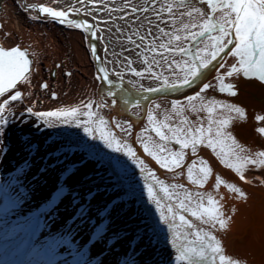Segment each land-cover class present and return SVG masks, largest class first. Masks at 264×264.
Listing matches in <instances>:
<instances>
[{"label":"bare ground","instance_id":"bare-ground-1","mask_svg":"<svg viewBox=\"0 0 264 264\" xmlns=\"http://www.w3.org/2000/svg\"><path fill=\"white\" fill-rule=\"evenodd\" d=\"M170 2L0 0V47H19L30 61L29 82L17 86L23 99L12 102L6 116L7 123H14L12 126L7 124L0 137L4 148L0 152V221H6L14 233L17 228L11 226V220L18 219L22 223L31 216L32 223L36 221L34 215L38 217L34 226L37 243L28 240L24 230L16 233L24 239L22 254L20 257L18 251L14 254V264H157L144 240L140 239L144 228L152 235L150 240L160 244L165 251L179 255L172 242L171 230L160 222L156 205L149 201L144 174L123 152L113 151L115 144L108 147L101 135L110 133L117 139H126L139 160H143L165 184L183 183L186 188L197 190L187 183L186 174L176 180L172 173L156 164L144 153L143 145L137 139L146 127H153L148 120L150 112L158 120L172 116L180 111L179 108L172 109V104L187 106V97L194 95L198 90L196 85L201 84L198 79L193 87L177 91L167 90L163 84L164 80L179 82L184 76L174 62L181 61V56L173 57L159 47L162 43L167 45V37L156 39L162 36L160 28L172 31V26L161 22L162 19L170 20L164 8L165 3ZM41 6L64 11L68 19L92 27L85 30L58 23L47 14L41 15L38 11ZM90 32L95 33V38ZM185 46L191 47L190 42L185 41ZM153 47L156 53H153ZM161 52L163 56L159 54ZM165 57L168 63H165ZM185 59L192 58L187 56ZM225 61L224 68L208 73L206 82L216 87L209 88L204 95L241 107L245 119L234 120L230 131L250 151L264 150V136L258 132L264 121L256 119L258 115H264V81L234 74L226 77L225 83H232L237 95L221 92L216 77L236 63V58L229 55ZM101 68L103 73L99 71ZM136 72L141 75H135ZM103 76L108 80L98 78ZM44 84L48 87L43 88ZM144 88H161L162 91L145 92ZM109 92L115 95L109 96ZM88 102L93 104L92 111L97 117L106 121L105 125L99 124L95 117L89 121L84 115L77 117L80 126H76L71 117L67 118L71 123H65L63 117L37 118L49 130L50 142L57 138L70 143V138L80 134L82 138L76 145L88 156L89 160L84 162L73 159L66 162L62 153L48 157L47 146L51 143L36 135L29 134L28 137L20 130L12 132L9 129L32 115L26 111L29 107L33 113L74 107L87 112L82 104ZM183 115L185 113L180 112V116ZM187 115L195 119L191 113ZM204 115L200 114L201 117ZM114 121L131 124V135L121 132ZM85 128L89 129L88 133ZM152 136L155 138L154 133ZM28 138L38 142L30 143ZM6 144L8 149H5ZM199 155L210 161L214 175L221 174L246 194V199H238L221 186V194L225 197L224 211L231 220L226 230L214 234L226 254L241 264H264V167L249 165L244 172L249 183H245L223 165L211 149L201 147ZM188 159L195 158L189 156ZM61 187L64 193L57 198L56 193ZM153 187L156 189L155 185ZM204 191L216 194L214 178ZM157 195L163 197L158 190ZM162 202L168 203L163 198ZM138 221L144 223L142 233L139 232L141 236L133 229V223ZM201 227L211 231L207 226ZM4 241L3 244L8 243ZM47 242L49 250L44 246Z\"/></svg>","mask_w":264,"mask_h":264},{"label":"snow or ice","instance_id":"snow-or-ice-1","mask_svg":"<svg viewBox=\"0 0 264 264\" xmlns=\"http://www.w3.org/2000/svg\"><path fill=\"white\" fill-rule=\"evenodd\" d=\"M204 5L206 7H202ZM164 8L170 20L162 19L161 22L172 26V31L167 32L160 28L162 36L156 39L167 37V45L162 43L159 47L173 57L181 56V61L174 62L184 73L179 82L164 80L165 89L177 91L193 87L198 79L201 84L196 85L198 90L194 95L187 97V106L172 104V109H180L172 116L158 120L150 112L148 120L153 127H146L137 139L142 143L144 153L156 164L172 173L176 180L186 174L187 183L197 190H190L183 183L165 184L143 160H139L136 151L127 144L126 139H117L110 133L101 135L108 147L112 148L115 144L113 151L123 152L144 174L149 201L156 205L160 222L171 230L172 242L179 251L177 264H241L238 259L226 254L220 239L214 233L226 230L231 220V216L224 211L225 197L221 194V186L238 199H246V194L240 186L223 178L221 174L214 175L210 161L201 157L199 151L201 147L211 149L223 165L235 172L240 180L249 183L244 172L249 165L264 167V150L250 151L230 131L234 120L245 119V112L241 107L205 97L204 93L209 88L216 87L206 82L208 73L224 68L225 57L229 55L236 58V63L216 77L221 92L237 95L235 86L225 83L226 77L234 74L264 81V0H171L170 3H165ZM38 11L41 15L47 14L56 22L67 26L83 27L85 30L92 27L70 20L66 12L53 10L51 7L41 6ZM90 35L95 38V33L90 32ZM185 41L190 42L191 47L185 46ZM229 45L232 47L229 48ZM152 51L156 53V48L153 47ZM159 54L163 56L164 53ZM187 56L192 59H185ZM164 59L168 63L167 57ZM169 68H172L171 64ZM99 71L103 73L104 69ZM29 73L30 61L25 51L15 46L10 49L0 47V137L4 134L6 116L12 102L23 99L22 91L17 86L29 82ZM135 75L139 76L141 73L136 72ZM98 78L108 80L107 76ZM42 87L47 88L48 85L44 84ZM143 91L160 92L162 89L144 88ZM10 92L12 94L4 98ZM108 95L114 96L115 93L109 92ZM82 107L88 111L81 112L80 107L35 113L29 107L26 111L37 118L63 117L65 123H71L67 119L71 117L76 126L81 123L77 119L79 115L87 116L89 121L95 117L99 124H106L102 117H97L92 111L91 102L83 103ZM180 112L185 115L181 117ZM187 113H191L195 119H190ZM201 113L205 115L201 117ZM256 119L264 121V115H258ZM114 123L121 132L131 135V124ZM84 130L89 132L88 128ZM258 132L264 136V126H259ZM2 145L3 140L0 139V152L4 151ZM189 156L195 159L189 160ZM181 169L184 171H180ZM213 178L215 195L212 191H204ZM157 190L163 194L162 198L168 201L167 204L162 202ZM63 193L64 188L61 187L56 193L57 198ZM201 226H207L211 231H205Z\"/></svg>","mask_w":264,"mask_h":264},{"label":"rangeland","instance_id":"rangeland-1","mask_svg":"<svg viewBox=\"0 0 264 264\" xmlns=\"http://www.w3.org/2000/svg\"><path fill=\"white\" fill-rule=\"evenodd\" d=\"M24 119H26V121ZM24 119L22 120V122L24 121L23 124H21L22 122L17 123L16 125L13 124V128L12 127L9 128L10 131L15 132L16 130H20L24 135H26L28 137H29V134L36 135V137H38L40 140L44 139V140H46V142L48 144L51 143L52 145L50 144V146L46 145L48 147V151L46 152L48 157H51V156L53 157L54 154L55 155L56 154L61 155V153H62L63 155H65V161L66 162H68L67 159H73V160H75V162H78V161L84 162L88 159V156L86 155V153H82L81 151H79L78 146L76 145V144H79L80 139L82 138V136L80 134L79 135L76 134L75 136H73L72 139L70 138V143L65 142L61 139L57 140V138H54L53 139L54 141L50 142L51 140L48 138V136H49L48 131L49 130H47V128L45 129L46 125L43 124L42 122H40L36 116L28 115ZM12 123H14V121H9V123H7V124H10L12 126ZM30 139L28 141L30 143H33V142L37 143L38 142V141L36 142L34 139H31V140ZM8 148H9V146H8V144H6L5 149H8ZM63 155H62V157H63ZM90 193H92V192H90ZM90 193H88V194H90ZM133 227H134L133 229H135V231H137V233L139 235L140 233H142V229L144 228V223L138 221V223H133ZM139 236H141V235H139ZM142 236L140 239L144 240V243L147 246V251L152 256V258L155 259L157 264H174V263L177 264V260H176L177 256L174 255L169 250L165 251L162 248V246L160 244H158L157 242L150 240L152 235L150 236L145 231V228H144V234L142 233Z\"/></svg>","mask_w":264,"mask_h":264},{"label":"water","instance_id":"water-1","mask_svg":"<svg viewBox=\"0 0 264 264\" xmlns=\"http://www.w3.org/2000/svg\"><path fill=\"white\" fill-rule=\"evenodd\" d=\"M126 234H127V232H126ZM130 238V241L132 242V243H135V242H133L134 240H133V238H131V237H129ZM126 239V238H125ZM123 262H121L120 264H122Z\"/></svg>","mask_w":264,"mask_h":264}]
</instances>
